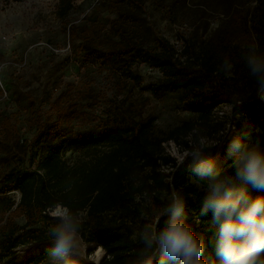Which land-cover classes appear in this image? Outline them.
Returning a JSON list of instances; mask_svg holds the SVG:
<instances>
[{
    "label": "trees",
    "instance_id": "16d2710c",
    "mask_svg": "<svg viewBox=\"0 0 264 264\" xmlns=\"http://www.w3.org/2000/svg\"><path fill=\"white\" fill-rule=\"evenodd\" d=\"M74 1L60 0L58 16H67ZM116 2L126 11L110 22L106 46L84 37L81 50L87 62L117 65L131 56L158 69L163 78L149 87L152 93L160 97L177 92L185 107L198 114V120L187 121L161 136L152 118L127 119L67 135L62 124L74 113L59 112L57 121L40 127L35 138L29 140L16 138V124L5 117L0 122V164H9L16 156L22 165L0 177V263L49 264L48 231L57 222L52 211L62 204L79 219L83 240L104 250L100 264H135L140 245L135 240L133 222L145 209L141 202L144 191L152 195V200L147 209L149 220L142 221L141 228L153 223L165 206L167 201L160 198L161 194L174 189L185 197L193 227L211 241L207 226L194 218L203 192L183 171L176 170L179 162L166 153L164 143L179 141L189 132L198 137L197 123L204 126L217 105L228 103L232 114L239 115L238 128L250 130L253 140L264 149V102L258 99L255 81L242 60L249 48L264 54V0H242L245 8L230 30L200 42L186 39L181 49L163 36H154L140 17L141 0ZM225 59L234 65L231 77L219 72ZM133 78L139 81L137 75ZM65 148L92 152L69 163L61 155ZM133 174L141 180L140 188L133 187ZM169 177L171 184L165 182ZM13 190L20 192L18 201L8 195ZM19 218L21 223L16 222ZM19 247L25 249L21 261L15 257ZM206 255L215 259L211 243ZM69 264L95 263L76 252Z\"/></svg>",
    "mask_w": 264,
    "mask_h": 264
},
{
    "label": "rangeland",
    "instance_id": "374dc122",
    "mask_svg": "<svg viewBox=\"0 0 264 264\" xmlns=\"http://www.w3.org/2000/svg\"><path fill=\"white\" fill-rule=\"evenodd\" d=\"M141 1L140 17L154 36L169 39L177 49L186 39L200 42L230 30L245 8L240 4L242 0ZM59 3L60 0H0V122L11 118L17 127L16 138L33 140L40 127L57 121L59 112L69 111L73 117L62 124L67 135L127 119L152 118L161 136L187 121L198 120V114L185 107L177 92L160 97L152 93L149 87L163 78L158 69L131 56L117 65L87 62L81 50L84 37L106 46L110 22L126 11L122 3L75 0L65 17L58 16ZM114 7L116 10H112ZM234 117L230 104L217 105L204 126L197 123L198 137L222 141L230 128L239 129ZM196 138L194 132H189L179 141L165 142V151L179 162ZM90 152L65 148L61 155L72 163ZM18 158L13 156L9 164H0V177L22 165ZM8 195L16 201L20 199L17 190ZM141 202L147 211L149 204ZM60 210L57 206L52 214ZM142 221L145 219L141 217L133 222L135 233L141 229ZM24 252V248L16 249L17 261ZM77 253L95 264L105 258L101 247L85 242L81 235ZM4 263L5 260L0 264Z\"/></svg>",
    "mask_w": 264,
    "mask_h": 264
},
{
    "label": "clouds",
    "instance_id": "9594fccd",
    "mask_svg": "<svg viewBox=\"0 0 264 264\" xmlns=\"http://www.w3.org/2000/svg\"><path fill=\"white\" fill-rule=\"evenodd\" d=\"M242 60L255 81L258 99L264 102V54L249 48ZM233 68L225 59L219 72L231 77ZM234 119L239 120V115ZM176 170L202 190L194 218L207 226L212 240L193 227L185 197L173 189L161 194L167 202L154 222L135 234L140 245L135 264H216L217 260L219 264H264V149L251 131L232 127L222 141L197 137L183 152ZM130 179L134 188L141 187L135 174ZM165 182L171 184L172 178ZM142 198L150 204L152 195L144 191ZM58 206L57 222L48 231L49 264H69L78 249L81 225L67 205ZM140 214L149 220V212ZM209 243L215 259L206 255Z\"/></svg>",
    "mask_w": 264,
    "mask_h": 264
},
{
    "label": "built area",
    "instance_id": "2783aa9c",
    "mask_svg": "<svg viewBox=\"0 0 264 264\" xmlns=\"http://www.w3.org/2000/svg\"><path fill=\"white\" fill-rule=\"evenodd\" d=\"M3 39H5V37L3 36Z\"/></svg>",
    "mask_w": 264,
    "mask_h": 264
}]
</instances>
